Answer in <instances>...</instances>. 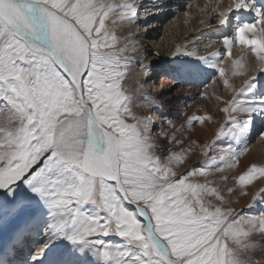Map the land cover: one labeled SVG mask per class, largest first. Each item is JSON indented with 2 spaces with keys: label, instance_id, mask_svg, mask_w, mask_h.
<instances>
[{
  "label": "snow or ice",
  "instance_id": "snow-or-ice-1",
  "mask_svg": "<svg viewBox=\"0 0 264 264\" xmlns=\"http://www.w3.org/2000/svg\"><path fill=\"white\" fill-rule=\"evenodd\" d=\"M139 7L138 0H0V205L25 217L18 243L37 216L49 219L21 261L0 253V264H264V219L233 215L219 190L190 179L206 177L205 166L178 176L186 153L162 157L150 119L131 110L133 97L122 88L132 67L128 48L104 50L116 47L117 21L137 23ZM218 21L233 31L224 37L229 56L238 43L264 65V0H231ZM215 55L198 57L203 66L184 62L172 79L184 83L204 66L218 67ZM255 80L241 92H253ZM221 110L246 113L229 116L233 139L264 120V101L234 98ZM258 177L264 166L252 164L237 183ZM110 234L123 243L111 244Z\"/></svg>",
  "mask_w": 264,
  "mask_h": 264
},
{
  "label": "bare ground",
  "instance_id": "bare-ground-1",
  "mask_svg": "<svg viewBox=\"0 0 264 264\" xmlns=\"http://www.w3.org/2000/svg\"><path fill=\"white\" fill-rule=\"evenodd\" d=\"M108 2L120 3L121 0ZM230 2L231 0H138L139 20L136 24L123 26H119L117 21L114 26L116 47L104 51L119 52L127 46L128 51L124 55L131 60L132 67L122 82V88L126 95L133 97L132 112L150 119L152 137L160 145L159 154L166 157L170 152L186 153V162L176 168L177 175L186 173L190 168L205 166L210 169L206 177L190 179L200 183L208 182L209 187L219 190L228 201L227 206L235 209L233 215L241 213L264 219V177H258L245 186L237 183V178L248 166H264V139H260L258 135L264 128V120L257 118L251 133L244 139H233L229 132L232 124L229 116L240 120L246 113L237 111L226 114L221 110L234 98L243 104H259L264 101V71L261 70L264 65L238 43L231 48L230 56L226 51L224 37L231 38L233 31L231 27L220 25L218 16ZM194 53L197 55H193ZM213 54H216L214 63L219 62L218 67L204 66V73L184 83L172 79L173 70L184 62L203 66V61L198 57L212 59ZM241 58L242 65L233 63L241 61ZM220 68L223 69V76ZM148 77H151L149 82ZM253 77L256 78L258 87L251 93H242L245 81H251ZM225 79L228 87L224 84ZM143 93L150 100L146 101ZM200 116L211 119L203 123L190 119ZM126 120L125 123H128ZM221 129L223 134L218 135ZM161 131L163 135H160ZM173 136L175 140H172ZM237 158L239 163L236 167H227L230 161ZM217 168H223V171H216ZM229 188L233 189L231 193L227 191ZM203 199L215 202L214 196L204 195ZM15 217L11 219L17 225L10 242L1 249V253L6 254L7 260L18 262L22 259L17 257L14 260L11 255L18 250L27 253L26 247L36 239L33 235L37 230L45 228H40V219L47 221L48 217L40 215L32 222L23 242L26 244L25 248H18L22 243L15 240V233L22 227L25 217ZM260 242L264 244V240Z\"/></svg>",
  "mask_w": 264,
  "mask_h": 264
},
{
  "label": "rangeland",
  "instance_id": "rangeland-1",
  "mask_svg": "<svg viewBox=\"0 0 264 264\" xmlns=\"http://www.w3.org/2000/svg\"><path fill=\"white\" fill-rule=\"evenodd\" d=\"M172 18V17H171ZM151 79V77H148L147 78V81L149 82V80ZM151 83V81H150ZM149 83V84H150ZM133 86L135 87V85L133 84ZM263 93V91L261 92ZM261 95V94H260ZM128 121L127 124H132L131 122H133L132 119L130 120H126ZM134 123V122H133ZM260 131V130H259ZM262 131H264V128H262ZM261 132V131H260ZM259 134V133H258ZM39 165H36L34 167H38ZM10 207V206H7V205H0V253L2 252L1 249L3 250L4 247L10 242V237H11V234L13 233L14 231V228L16 227V222L13 221L14 219H11L13 217H15L16 215L12 214V213H8L7 212V208ZM33 209H35V205H32L31 206ZM46 212V210H45ZM7 213V214H6ZM38 217V216H37ZM16 218V217H15ZM48 223H49V219L46 221V220H41L40 219V222H39V226L40 228L41 227H47L48 226ZM34 237L33 238H36V234L33 235ZM106 240H108L111 244H119V243H123V240L122 238L118 237V236H115V235H112L110 234L108 237L105 238ZM34 240V239H33ZM32 242V241H31ZM31 242L28 244V246L26 247V244L22 243L21 245H18L17 247L19 248H28L29 245L31 244ZM22 250V249H20ZM27 253L25 254L24 251H16V252H13V254L11 255V258H13L14 260L17 259V257H19L20 259H23L24 256H26ZM14 256V257H13Z\"/></svg>",
  "mask_w": 264,
  "mask_h": 264
}]
</instances>
